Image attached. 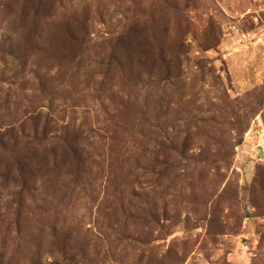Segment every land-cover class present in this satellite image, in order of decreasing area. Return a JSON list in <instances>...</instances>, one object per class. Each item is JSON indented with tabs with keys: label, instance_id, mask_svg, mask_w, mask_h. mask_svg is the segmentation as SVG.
Masks as SVG:
<instances>
[{
	"label": "rangeland",
	"instance_id": "1",
	"mask_svg": "<svg viewBox=\"0 0 264 264\" xmlns=\"http://www.w3.org/2000/svg\"><path fill=\"white\" fill-rule=\"evenodd\" d=\"M38 2V48L19 57L21 11L0 0V123L35 110L80 134L88 160L78 177L46 171L20 227L0 182V261H54L67 234L76 264H264V0ZM157 17L181 60L167 87L129 65L134 45L118 52L123 69L111 60L126 22ZM166 138L184 155L168 156Z\"/></svg>",
	"mask_w": 264,
	"mask_h": 264
},
{
	"label": "trees",
	"instance_id": "2",
	"mask_svg": "<svg viewBox=\"0 0 264 264\" xmlns=\"http://www.w3.org/2000/svg\"><path fill=\"white\" fill-rule=\"evenodd\" d=\"M16 3L21 11V16L16 20V23L18 29H22V35L13 42V48L17 56L22 57L24 51L28 53L38 48L36 36L44 29L45 22L36 13L41 5L38 0H16ZM29 6L33 7L31 19L28 17ZM150 17L149 13L146 18ZM79 24L77 32H80L82 40L88 35V29L85 22ZM151 26L150 29L146 27L138 30L137 26L133 28L132 24L126 22L119 36L114 38V43H110L115 46L111 52V60L123 69L124 60L118 52L124 49L129 50L134 45V53L128 59L129 65L140 67L148 76H157L160 83L166 87L172 86L174 81L181 78V60L172 56L175 54L176 48L170 40L169 30L165 24L162 21L159 23L157 17L153 19ZM135 29L137 30L134 31ZM67 32L66 35L69 39L70 35L74 37L72 28L68 27ZM147 34H149L148 40L145 39ZM50 127L49 120L42 119V116L35 110L15 125L4 127L0 123V182L12 186L16 190L14 193L17 203L15 221L19 227L24 222L26 200L46 171L61 166L62 168L69 167L70 172L78 177L88 160L80 142V134L52 131ZM176 140L177 138H166L162 145L170 157L171 152H179L181 156L184 155V147H179L180 152ZM188 141L187 138L185 142L188 143ZM162 164L167 172L172 170L173 164L168 157ZM55 246L58 248L55 257L58 258L54 261L33 260L30 262L14 257L7 264H16L18 261L17 264L77 263L78 255L81 252V245L78 242L69 243L66 234L62 241L58 238L55 239ZM0 264H5L3 258H1Z\"/></svg>",
	"mask_w": 264,
	"mask_h": 264
}]
</instances>
